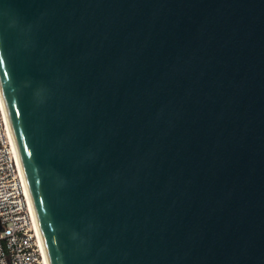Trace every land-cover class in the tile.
<instances>
[{"label":"water","instance_id":"95a60500","mask_svg":"<svg viewBox=\"0 0 264 264\" xmlns=\"http://www.w3.org/2000/svg\"><path fill=\"white\" fill-rule=\"evenodd\" d=\"M0 89L49 264H264V0H0Z\"/></svg>","mask_w":264,"mask_h":264},{"label":"built area","instance_id":"2783aa9c","mask_svg":"<svg viewBox=\"0 0 264 264\" xmlns=\"http://www.w3.org/2000/svg\"><path fill=\"white\" fill-rule=\"evenodd\" d=\"M0 264H49L1 89Z\"/></svg>","mask_w":264,"mask_h":264},{"label":"bare ground","instance_id":"6f19581e","mask_svg":"<svg viewBox=\"0 0 264 264\" xmlns=\"http://www.w3.org/2000/svg\"><path fill=\"white\" fill-rule=\"evenodd\" d=\"M21 161V160H20ZM22 165V164H21ZM30 193V192H29ZM31 196V195H30ZM45 251H46V248H45ZM46 255H47V252H46ZM47 260H48V256H47ZM49 262V261H48Z\"/></svg>","mask_w":264,"mask_h":264}]
</instances>
